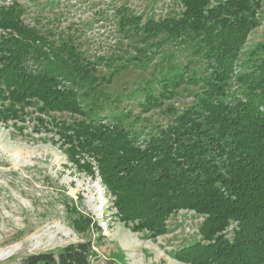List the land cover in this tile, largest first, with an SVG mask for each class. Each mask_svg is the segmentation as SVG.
I'll return each mask as SVG.
<instances>
[{"label":"trees","instance_id":"obj_1","mask_svg":"<svg viewBox=\"0 0 264 264\" xmlns=\"http://www.w3.org/2000/svg\"><path fill=\"white\" fill-rule=\"evenodd\" d=\"M182 2L179 16L148 18L142 25L140 16L120 11L121 28L141 29L147 38L165 34L192 40V50L207 64L199 104L158 134L141 140L125 122L130 112L110 108L121 102L104 89L114 75H97L95 62L70 42L57 44L24 24L16 4L0 6L5 31L0 35V115L18 117L23 106L34 103L46 113L72 114V121L53 118L72 161L92 175L95 161L115 196L117 214L125 223L133 222L135 231L147 230L152 237L167 233L169 217L181 209L203 216L198 232L174 250L178 260L264 264V42L249 52L246 69L238 72L243 47L259 24L260 2ZM231 80L237 87L233 92ZM185 81L197 83L198 78L188 66H177L159 79V95L143 87V110L162 105ZM65 205L77 211L75 205ZM91 222L80 213L74 227L89 233ZM93 249L91 240H82L29 254L22 264H90Z\"/></svg>","mask_w":264,"mask_h":264},{"label":"rangeland","instance_id":"obj_2","mask_svg":"<svg viewBox=\"0 0 264 264\" xmlns=\"http://www.w3.org/2000/svg\"><path fill=\"white\" fill-rule=\"evenodd\" d=\"M259 2V24L243 47L238 72L246 69L249 52L264 42V0ZM14 4L19 6L24 24L57 44L70 42L95 62L97 75L106 79L114 75L104 89L121 102L110 108L130 112L125 122L132 124L141 140L158 134L199 104L205 90L201 79L208 68L192 50L193 41L165 34L147 38L141 29L121 28L119 22L124 9L140 16L141 25L148 18L177 17L184 10L182 0H0V6ZM4 33L0 28V35ZM177 66H188L198 82L181 83L162 105L143 110L142 88L151 87L159 95V79ZM235 90L232 81L230 91ZM35 104L23 106L18 117L4 119L0 115V264H22L29 254L82 240L92 241L90 264H188L175 258L174 250L198 232L203 216L181 209L169 217L167 233L152 237L147 230L135 231L133 222L127 224L117 214L115 196L102 182L95 161L94 175L79 170L72 161L53 118L72 121L74 116L46 113ZM65 203L75 205L77 211L69 210ZM80 213L92 220L89 233L74 227ZM235 225L233 222L226 230L228 237Z\"/></svg>","mask_w":264,"mask_h":264}]
</instances>
